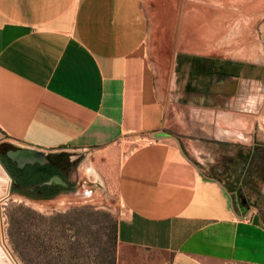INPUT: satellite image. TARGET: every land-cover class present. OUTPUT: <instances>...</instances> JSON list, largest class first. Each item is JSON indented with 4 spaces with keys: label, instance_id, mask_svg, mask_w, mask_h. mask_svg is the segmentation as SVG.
I'll return each mask as SVG.
<instances>
[{
    "label": "crops",
    "instance_id": "obj_1",
    "mask_svg": "<svg viewBox=\"0 0 264 264\" xmlns=\"http://www.w3.org/2000/svg\"><path fill=\"white\" fill-rule=\"evenodd\" d=\"M245 59L264 65V0H0V134L89 153L116 186V264H264L263 211L240 197L264 179L256 113L231 107L229 124L182 123L215 145L162 121L178 63L216 67L193 81L220 115L252 83L241 82ZM229 77L233 97L223 96Z\"/></svg>",
    "mask_w": 264,
    "mask_h": 264
},
{
    "label": "rangeland",
    "instance_id": "obj_2",
    "mask_svg": "<svg viewBox=\"0 0 264 264\" xmlns=\"http://www.w3.org/2000/svg\"><path fill=\"white\" fill-rule=\"evenodd\" d=\"M243 61L248 64L244 63L245 67H241L244 68L241 76L245 79L241 82L246 81L249 76L252 83L248 81V91L243 89L247 86L246 82L240 84L239 90L242 89L243 92L238 96L241 98L235 102L223 100L224 103L217 105L223 109L220 115L210 113L213 104H210V101L205 103V100L197 99V91L194 90L200 89L196 82L197 76L201 75L200 80L205 82L206 78L209 79L213 74L212 69L216 67L211 64L205 65L204 62L199 64L201 68H198V65L194 67V61L191 60L186 64L190 68H184L181 72L178 63L174 91L172 89L168 100L170 113L165 109L162 121L172 128L173 133L176 131L178 137H188L190 134L192 138L200 139L208 145H215L217 141L211 139L204 130L187 131L184 135L179 129L182 123L190 126L213 122L229 124L232 122L231 115L225 109L234 107L256 113V138L263 139L264 133L260 128L264 129V113L259 115V112L264 102V65L254 63L252 59ZM235 80L230 77L222 80L224 81L222 84L227 85L225 88H228L223 96L233 97L234 90L229 89ZM202 85L203 90H208L212 84L208 81ZM182 92L183 96L179 97ZM199 106L203 109L201 113L198 112ZM244 118L250 120L252 116H244ZM235 145L242 144L238 142ZM14 146L18 145L6 140V137L0 134V154L4 155L6 150L13 149ZM130 149L132 147L124 144L122 152L125 154ZM42 151L46 154L54 153L49 150ZM56 153L59 154L57 157L59 168L67 171L68 176L74 180L75 186L78 178H82L83 174L86 175L89 185L78 186L76 190H79V193L76 192L74 198L63 197L48 202L34 201L19 193L18 190L28 189L22 188L16 182L11 184L7 172L5 171L4 174L0 168V253L6 264H116L117 255L121 250L115 237L120 216L116 186L104 179L101 171L90 159L89 153H82L79 156L67 150ZM256 154L260 157V170H264V150L258 149ZM221 155L226 156L227 153ZM225 163L224 161L219 165L225 168L227 165ZM263 180H257L252 191L247 189L249 195L242 194V196L264 214ZM90 189L92 192L87 196L80 194Z\"/></svg>",
    "mask_w": 264,
    "mask_h": 264
},
{
    "label": "flooded vegetation",
    "instance_id": "obj_3",
    "mask_svg": "<svg viewBox=\"0 0 264 264\" xmlns=\"http://www.w3.org/2000/svg\"><path fill=\"white\" fill-rule=\"evenodd\" d=\"M241 72H243V71H241ZM248 78H250V77L248 76ZM18 147H20V146H14L13 149L6 150L4 155L0 154V163L2 164L4 170L7 172L8 176L11 178V184H12V182H14V183L16 182L21 186V182H23L24 180L27 181L28 177L25 176L26 173H18V172H16V170H22L25 168L26 165H29V164H26L22 168H19L17 166L16 162L11 160L9 158V156L7 155L9 150H15ZM54 153H56V152H54ZM51 154H46L47 162H45V163H48V161L51 158ZM45 163H43V164H45ZM38 164H40V163H38ZM30 165H32V164H30ZM59 170H60V172H65V176L63 178L58 173L52 174L51 177H53L54 175H58L67 184V186H62L58 183H51V184H48L49 187L47 189H45V191H43V192L35 190L32 187L27 188L29 191L28 190L25 191L22 189L25 193L26 192L30 193L29 195L25 194L24 192H21V190H18V192L23 194L24 196H27V197H30L33 199L46 200V199H50V198L57 196L58 194L62 193L63 191L73 189L75 186L74 180H72L68 176L67 171L60 169V168H59ZM55 188H57V190H55ZM0 264H6L1 253H0Z\"/></svg>",
    "mask_w": 264,
    "mask_h": 264
},
{
    "label": "water",
    "instance_id": "obj_4",
    "mask_svg": "<svg viewBox=\"0 0 264 264\" xmlns=\"http://www.w3.org/2000/svg\"><path fill=\"white\" fill-rule=\"evenodd\" d=\"M153 136H154V134H153ZM16 153L22 155V157L19 158V157L14 156V154H16ZM7 155L9 156V158L11 160L16 162V164H17V166L19 168H22L26 164H34V163L43 164V163L47 162V158H46V153L45 152H43L41 150H38V149H35V148L26 147V146H20V147H18L15 150H9ZM0 168L4 172V174H6V172H5V170H4V168H3L1 163H0ZM51 183H58V184H60L62 186H67V184L58 175H54L53 177H51L49 180H47L45 182V184H51ZM84 185H89V181L86 178L85 174H83L82 179L76 184V186L73 189L67 190V191H63L62 193L58 194L57 196H55L53 198L46 199V200L33 199V198H30V197H27V196H25V198H28V199L34 200V201H45V202L52 201V200H57V199L63 198V197L74 198V194L79 193L78 192L79 190H76V188L78 186L81 187V186H84ZM91 192H92V189H90L89 191H86L84 193L80 192V194L81 195L83 194L84 196H87ZM240 197H241L242 202H244L245 201L244 197L242 195Z\"/></svg>",
    "mask_w": 264,
    "mask_h": 264
},
{
    "label": "trees",
    "instance_id": "obj_5",
    "mask_svg": "<svg viewBox=\"0 0 264 264\" xmlns=\"http://www.w3.org/2000/svg\"><path fill=\"white\" fill-rule=\"evenodd\" d=\"M227 64H230V62H228ZM226 74L227 73H225L224 75ZM58 156H59L58 153H52L48 163L45 164L35 163L32 165L29 164L26 165L25 168L22 170H16V172L18 173H26L25 176L28 177L27 181L24 180L23 182H21L22 188L27 189L29 187H32L35 190L43 192L45 191V189L49 187V185L45 184V182L52 176V174L58 173L63 178L65 176V172H60L59 170V166L57 163ZM55 190H57V188H55ZM21 192L24 191L21 190ZM25 194L29 195L30 193L26 192ZM245 204H247V200L245 201ZM116 232H117V225H116Z\"/></svg>",
    "mask_w": 264,
    "mask_h": 264
},
{
    "label": "bare ground",
    "instance_id": "obj_6",
    "mask_svg": "<svg viewBox=\"0 0 264 264\" xmlns=\"http://www.w3.org/2000/svg\"><path fill=\"white\" fill-rule=\"evenodd\" d=\"M14 156H16V157H19V158H21L22 157V155H20V154H14ZM1 221V220H0ZM1 223V222H0ZM0 233H1V229H0Z\"/></svg>",
    "mask_w": 264,
    "mask_h": 264
}]
</instances>
